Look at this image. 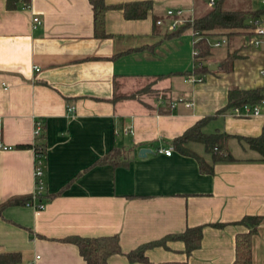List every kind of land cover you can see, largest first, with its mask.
<instances>
[{"label": "crops", "instance_id": "crops-1", "mask_svg": "<svg viewBox=\"0 0 264 264\" xmlns=\"http://www.w3.org/2000/svg\"><path fill=\"white\" fill-rule=\"evenodd\" d=\"M144 1L152 8L142 19H128L116 7ZM242 1L264 9L262 0ZM104 2L107 35L99 37L91 0H20L13 9L0 0V143L14 147L0 149V205L32 197L33 145L43 144L46 152V206L14 204L0 211V255L20 254L19 262L7 264H87L65 238L117 235L129 253L202 226L201 246L191 255L184 241L169 240L147 251V263L116 254L109 264H234L237 236L249 231L240 221L258 215L263 219L252 257L253 264H264V158L244 139L264 135V117L219 113L231 88L264 86V46L249 45L247 32L217 31L208 39L225 36L228 43L211 47L204 62L220 65L234 53L238 58L231 72L219 67L193 84L187 77L197 65L194 31L179 32L184 25L172 30L177 16L168 11L197 15L209 0ZM209 116L204 131L232 135L228 147L235 158L214 162L200 143H189L210 173L173 144ZM37 119L44 122L40 139ZM143 148L151 152L141 154ZM168 148L174 149L170 156L163 151ZM116 150L118 164L103 161Z\"/></svg>", "mask_w": 264, "mask_h": 264}, {"label": "trees", "instance_id": "trees-1", "mask_svg": "<svg viewBox=\"0 0 264 264\" xmlns=\"http://www.w3.org/2000/svg\"><path fill=\"white\" fill-rule=\"evenodd\" d=\"M20 0H7V7L9 9L16 8ZM229 0H218L214 7L210 9H202L199 14L197 13L194 23H186L179 32L192 28L200 32V39L195 43V48L198 49L199 54L196 57L200 62L206 61L212 54L211 46L208 43V37L215 34L217 31H222L224 35L233 36L240 34L243 30L248 28V20L255 17L264 15V9H253L247 7L244 9H233L227 6ZM26 5L29 0H25ZM94 7V26L96 35L99 37L106 36L105 32V12L109 8L104 0H91ZM246 3V2H245ZM247 5V3H246ZM124 10L125 16L128 19H142L146 18L149 10L152 8L151 1L135 2L131 4H123L116 6ZM238 56L230 54L227 62H221L219 69L231 72L230 68L233 67L235 59ZM209 65L205 67H196L193 73L203 75L206 73H213ZM264 95V86L241 89L233 87L229 91V103L224 110L219 113L226 112L230 107L241 105L246 102H258ZM213 119L212 116L204 117L198 123L188 129L181 136L173 140L175 148L181 153L194 157L203 172H212L211 165L206 159L197 153L195 150L189 148L187 145L192 142L202 143L206 150L212 154L214 162L217 161H230L235 160L234 156L229 150L228 142L232 135L226 132L207 133L204 127L207 122ZM243 138V137H240ZM254 150L261 153L264 158V135L260 137L244 138ZM44 148L43 144H40ZM31 145H23L21 147H30ZM34 146V145H33ZM45 150V149H44ZM120 154L119 150L113 151L107 155L103 161L117 163L116 159ZM119 162V161H118ZM31 197L12 198L9 201L0 205V211L9 205L25 204ZM262 216H246L240 222L249 228L246 233H241L237 236V257L234 264H253L252 257V238L257 233L259 225L261 224ZM203 239V227L188 228L185 232L168 235L161 240L145 243L135 250L124 253L121 248L119 236H102L95 238H85L80 236L67 237L64 240L76 244L80 253L87 262V264H109V258L116 254H124L131 262H149L147 251L156 246L166 245L169 240H181L186 244V253L191 255L193 251L201 246ZM19 253H8L0 255V264L16 263L20 261ZM165 264H188L187 262H168Z\"/></svg>", "mask_w": 264, "mask_h": 264}, {"label": "built area", "instance_id": "built-area-1", "mask_svg": "<svg viewBox=\"0 0 264 264\" xmlns=\"http://www.w3.org/2000/svg\"><path fill=\"white\" fill-rule=\"evenodd\" d=\"M209 6L214 7L217 3V0H209ZM262 4L264 5V0H262ZM186 10L178 9L173 10L170 9L168 11V15L177 16L176 19L170 25L172 30H176L182 25L186 23H194L196 14L194 10L188 11L189 15L186 17ZM35 24H40L41 20L39 17H35L33 19ZM158 24H162V20L157 21ZM248 28H246V32L248 33V44L252 45L255 48H260L264 46V21L261 17H255L248 20ZM195 34V43L200 39V32L193 30ZM208 43L211 47H221L228 43L227 37L223 36L220 38H216L215 41L211 42L208 39ZM199 54L198 49L195 48L194 55L197 57ZM206 64L204 61L200 62L197 60L196 67H205ZM194 68V69H195ZM264 74V69L261 71ZM187 80L193 84L203 83L204 76L198 74H191L187 77ZM188 106L192 105V102H188ZM73 110V108L71 109ZM229 116L236 117V118H254V117H264V95L258 102H246L241 105H235L230 107L226 113ZM44 131V122L41 119H37L35 121V129L34 135L36 139H40L43 135ZM14 147H8L4 144L0 143V149H13ZM35 150V169H34V177H35V191L33 192L32 197L29 201H27V205L35 207L37 209L45 208L46 204L43 202L42 197L44 195L45 190V155L46 152L40 144L34 145ZM173 148L164 149L166 155L170 156L173 153Z\"/></svg>", "mask_w": 264, "mask_h": 264}, {"label": "rangeland", "instance_id": "rangeland-1", "mask_svg": "<svg viewBox=\"0 0 264 264\" xmlns=\"http://www.w3.org/2000/svg\"><path fill=\"white\" fill-rule=\"evenodd\" d=\"M227 6L229 8H233V9H244V8L248 7V5H246L245 1H242V0H229ZM210 8L211 7H205L204 9H210ZM240 30H243V32L240 34H243V33L245 34V32H246L245 29H240ZM222 31L227 32V30H222ZM222 31H221V33H222ZM202 148L204 149L205 147L203 144L200 143L198 149H202Z\"/></svg>", "mask_w": 264, "mask_h": 264}, {"label": "water", "instance_id": "water-1", "mask_svg": "<svg viewBox=\"0 0 264 264\" xmlns=\"http://www.w3.org/2000/svg\"><path fill=\"white\" fill-rule=\"evenodd\" d=\"M209 68H210V70H217L219 68V65L218 64H211V65H209ZM149 152H151V150L146 149V148H143L140 150V153L144 154V155H146Z\"/></svg>", "mask_w": 264, "mask_h": 264}]
</instances>
